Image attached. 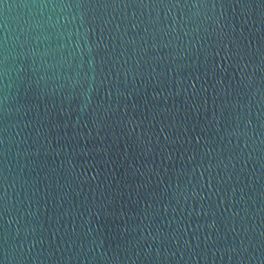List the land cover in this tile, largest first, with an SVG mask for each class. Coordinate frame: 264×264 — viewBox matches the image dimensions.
Here are the masks:
<instances>
[{"label":"water","instance_id":"95a60500","mask_svg":"<svg viewBox=\"0 0 264 264\" xmlns=\"http://www.w3.org/2000/svg\"><path fill=\"white\" fill-rule=\"evenodd\" d=\"M0 264H264V0H0Z\"/></svg>","mask_w":264,"mask_h":264}]
</instances>
